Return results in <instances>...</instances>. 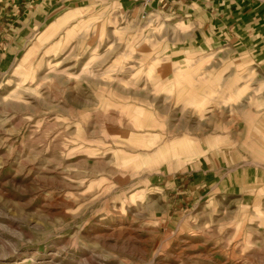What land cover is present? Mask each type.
<instances>
[{"label":"rangeland","instance_id":"1","mask_svg":"<svg viewBox=\"0 0 264 264\" xmlns=\"http://www.w3.org/2000/svg\"><path fill=\"white\" fill-rule=\"evenodd\" d=\"M188 20L0 0V264H264V65Z\"/></svg>","mask_w":264,"mask_h":264},{"label":"crops","instance_id":"2","mask_svg":"<svg viewBox=\"0 0 264 264\" xmlns=\"http://www.w3.org/2000/svg\"><path fill=\"white\" fill-rule=\"evenodd\" d=\"M138 3H141V6H154L161 13L165 11L169 14L180 13L184 18H188L189 23L196 27L195 42L190 44L194 49L208 51L224 47L223 51L237 53L238 58L233 60L244 66L258 68L264 65V0H138ZM196 63L199 61L196 60ZM244 77L245 75L240 76L242 79ZM205 78H210V75L207 74ZM241 89L242 87L234 89L233 94H239L237 97H240ZM212 90L211 87L201 94L197 101L198 105L212 102L213 99L210 98ZM230 111L227 108L223 109L222 114L226 115L224 119H228ZM199 115L201 116L197 118L198 125L214 119L213 114H210V117H206L209 115L207 113ZM197 130L201 133V137L197 136L195 139L197 142L207 136L203 143L207 147L213 144L212 138L215 136L208 133L204 135L203 126H197ZM184 137L187 138L186 135ZM204 159L208 160V157Z\"/></svg>","mask_w":264,"mask_h":264}]
</instances>
